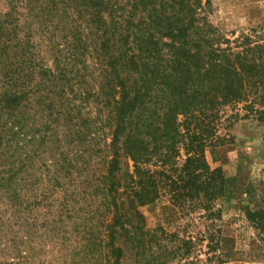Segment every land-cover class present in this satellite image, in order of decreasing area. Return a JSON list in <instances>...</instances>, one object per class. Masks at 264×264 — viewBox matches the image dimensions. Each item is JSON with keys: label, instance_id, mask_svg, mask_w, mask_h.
I'll use <instances>...</instances> for the list:
<instances>
[{"label": "trees", "instance_id": "16d2710c", "mask_svg": "<svg viewBox=\"0 0 264 264\" xmlns=\"http://www.w3.org/2000/svg\"><path fill=\"white\" fill-rule=\"evenodd\" d=\"M48 1H62L54 10L72 19L71 64L94 58L90 73L99 87L88 85L81 96L108 109L105 120H96L111 137L102 155L101 191L112 215L74 222L76 264H124L129 257L130 264H202L192 237L149 228L139 208L167 187L179 206L200 203L206 214L220 215L215 202L225 193V176L210 166L206 150L230 140L219 134L234 118L227 117L229 109L237 118L246 112L264 123V42L223 39L213 24L202 23L199 0ZM58 70H45L53 85L68 78V65L60 63ZM123 156L127 168L120 175ZM248 216L264 242V210Z\"/></svg>", "mask_w": 264, "mask_h": 264}, {"label": "rangeland", "instance_id": "374dc122", "mask_svg": "<svg viewBox=\"0 0 264 264\" xmlns=\"http://www.w3.org/2000/svg\"><path fill=\"white\" fill-rule=\"evenodd\" d=\"M14 1L0 0V264H76L74 222L112 215L101 191L110 129L96 120H105L108 109L81 96L88 85L98 86L90 73L95 61L85 55L71 64L74 25L63 9L54 10L62 1ZM197 6L202 23L213 24L223 39L264 42V0H199ZM60 63L68 65L70 81L53 85L45 70L58 73ZM235 113L229 109L234 118L219 129L230 140L206 150L210 166L225 176V193L215 202L220 215L206 214L200 203L179 206L167 187L139 208L149 228L192 237L202 264H264L261 232L248 216L264 210V123ZM185 158L182 151L179 168ZM127 259L124 264L133 260Z\"/></svg>", "mask_w": 264, "mask_h": 264}]
</instances>
